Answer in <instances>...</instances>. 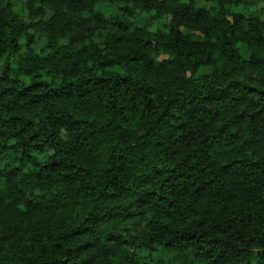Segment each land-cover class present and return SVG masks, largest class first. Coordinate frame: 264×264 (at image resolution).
Instances as JSON below:
<instances>
[{
    "label": "clouds",
    "instance_id": "obj_1",
    "mask_svg": "<svg viewBox=\"0 0 264 264\" xmlns=\"http://www.w3.org/2000/svg\"><path fill=\"white\" fill-rule=\"evenodd\" d=\"M0 264H264V0H0Z\"/></svg>",
    "mask_w": 264,
    "mask_h": 264
}]
</instances>
